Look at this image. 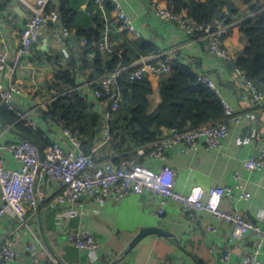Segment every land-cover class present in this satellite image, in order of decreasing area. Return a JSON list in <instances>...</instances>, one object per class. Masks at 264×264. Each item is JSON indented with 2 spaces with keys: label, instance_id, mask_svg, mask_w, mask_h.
I'll list each match as a JSON object with an SVG mask.
<instances>
[{
  "label": "crops",
  "instance_id": "crops-1",
  "mask_svg": "<svg viewBox=\"0 0 264 264\" xmlns=\"http://www.w3.org/2000/svg\"><path fill=\"white\" fill-rule=\"evenodd\" d=\"M160 1L118 0L140 34L136 36L131 32L115 31L113 39L117 50L134 62L143 41L155 45L157 51L180 60L195 74L206 75L214 81L239 119V122L230 125L229 133L219 149L201 146L196 150H171L168 153L165 164L175 171L174 189L187 194L193 187L200 186L206 200L212 187L239 184L249 197H225L221 208L255 221L264 218V171L252 172L244 167L245 159L255 153L261 144L264 107L252 106L249 92L236 74L235 63L211 56L207 51V40L192 38L177 23L162 21L157 16L152 3L160 6ZM230 1L236 14L231 16L234 20L228 26L223 43L231 53L239 56L247 46L246 38L239 29L254 14L252 6L256 0L252 4L242 0ZM71 2L78 8V19L75 26L64 28V50H56V44L45 45L49 38L45 30L39 42L32 47L31 55L21 63L17 57L16 31L23 25L28 9L20 0H0L3 19L0 50L6 47L8 52L5 80L11 78L22 89L15 100L14 109L19 114H26L38 125L42 121V113L56 96L57 89L53 84L58 74L73 68L83 93L89 98L92 95L87 86L91 70H78L81 65V43L76 30L79 27L95 28L94 19L98 12L91 8L89 0ZM221 11L223 17L219 19L230 14L227 6H223ZM160 79L149 76L153 84V92L148 96L150 113L161 102ZM105 111L106 108L101 107L103 115ZM47 127L49 136L57 139L61 127L55 124H48ZM20 139L12 131L6 130L4 121L0 119L1 152L10 168H18L19 164L4 147ZM103 153L108 157L115 154L110 147L104 148ZM151 164L159 167L162 163L152 160ZM38 191L46 204H41L25 223L12 216L0 220V247L5 241H11L18 253L15 260L0 261V264H44L50 256L57 264H221L220 258L226 248L230 250V263L239 264L241 257L252 247L251 234L228 243L230 225L208 211L186 212L179 203L169 201L163 206L164 214H158L160 202L149 193L130 194L118 201L108 200L102 207L83 197L74 205V213L70 215L68 211L71 205L56 204L58 190L55 185L40 181ZM210 226L215 230L209 229ZM79 227L91 229L97 243L92 253L79 251L68 243L66 233ZM148 228L161 229L167 235L148 234L130 249L133 239L142 229ZM29 243L36 244L34 251L28 249ZM260 258L264 260V243Z\"/></svg>",
  "mask_w": 264,
  "mask_h": 264
},
{
  "label": "built area",
  "instance_id": "built-area-1",
  "mask_svg": "<svg viewBox=\"0 0 264 264\" xmlns=\"http://www.w3.org/2000/svg\"><path fill=\"white\" fill-rule=\"evenodd\" d=\"M28 9V14L23 25L16 31L18 36L17 57L21 63L31 55L32 47L39 42L43 31H48V39L45 45L52 44L66 46L63 20L58 6L54 0H20ZM98 12L103 19L101 29L102 37L97 48L107 53L114 52L115 31L131 32L139 36V32L122 8L118 0H94ZM114 8L108 13L106 4ZM157 16L162 21L174 22L182 27L192 38L207 40V51L211 56L235 63L236 56L231 53L223 43L229 24L224 21L210 23H197L185 12H174L170 8L152 3ZM253 16V14L251 15ZM3 19L0 11V35ZM81 46L87 45V39L80 38ZM95 50L88 53L91 60ZM166 53L156 52L142 55L130 65L119 66L112 72H107L97 79H90L87 86L97 84V88L91 90L90 100L96 103L98 113L106 104L102 97L110 99L111 108L117 109L121 99V93L114 88L117 80L123 73L128 74L130 81L141 80L150 75L161 77L168 75L170 65L166 61ZM8 65V52L6 47L0 50V105L8 109H14L17 97L22 93L20 85L5 80V70ZM236 74L244 88L249 92L250 102L253 107H264V90L247 78L244 71L235 67ZM197 80L209 87L219 97L223 107L224 116L213 122L197 127L185 129H164L163 134L152 143L137 147L127 157L123 158L119 165L110 160L98 158L97 152L101 147H106L109 139L107 127L108 112L102 114L105 126L101 131V139L97 140L90 154L83 149L81 139L72 134L68 129L60 130L57 139L42 151L43 159L34 144L20 139L7 145L6 148L19 164L18 168L8 167L0 147V220L6 216H12L21 223L33 215L42 203V193L38 191V183L46 181L53 184L58 190L55 202L58 205H71L68 214L74 213V205L83 197L91 199L98 207H102L106 201H118L130 194L149 193L160 202L157 213L164 214L163 206L169 201L179 203L186 212L198 213L208 211L217 219L230 225L227 242L232 243L248 234L253 236L252 247L241 257L239 264H264L260 258V251L264 243V218L257 221L246 218L243 214L225 211L221 208L225 197L242 199L249 197L239 184L234 186L212 187L206 200L204 190L195 186L187 194L174 189L175 171L165 164L168 153L171 150L186 152L196 150L201 146L207 149L221 148L223 141L229 133L230 125L239 122L233 107L223 98L221 89L208 76L197 74ZM82 86L77 84L74 89L83 95ZM60 93H56L57 98ZM88 96V95H86ZM111 99L113 101L111 102ZM51 102V103H52ZM19 121H25L27 125L38 127V123L28 118L26 114H19ZM6 130H8L5 127ZM102 156V155H101ZM152 160L160 161L159 167H153ZM244 167L248 171H264V133L261 136V144L257 151L244 161ZM213 229L211 226L209 227ZM69 244L86 253H92L97 248V243L90 228L79 227L70 229L66 233ZM28 249L34 251L35 243H29ZM18 257L11 241H5L0 247V261H12ZM221 264L230 263V250L226 248L221 255ZM44 264H57L50 256Z\"/></svg>",
  "mask_w": 264,
  "mask_h": 264
},
{
  "label": "trees",
  "instance_id": "trees-1",
  "mask_svg": "<svg viewBox=\"0 0 264 264\" xmlns=\"http://www.w3.org/2000/svg\"><path fill=\"white\" fill-rule=\"evenodd\" d=\"M89 1L91 8L97 10L94 0ZM57 6L64 28L75 26L78 8L73 6L71 0H60ZM160 6L170 8L174 12H185L199 24L224 21L230 25L234 20L232 14H236V9L230 0H162ZM223 6H227L230 10L225 20L219 19L223 17L221 11ZM106 9L110 13L114 8L108 3ZM252 11L253 16L243 22L239 29L246 38L247 46L241 55L236 56L235 67L244 71L248 79L264 90V0H256ZM94 23L95 28L79 27L76 30L77 37L87 39V45L81 46L80 49L81 65L78 70H91L90 79H97L119 66H127L133 62V59L125 53H120L116 46L112 53L99 50L97 45L101 41V29L104 25L99 12L95 16ZM93 49L95 55L90 60L88 53ZM156 52L159 51L155 45L143 41L139 46V55L135 58ZM165 59L170 65V70L168 75L160 79L161 102L153 112L148 111L150 106L148 96L153 92V84L149 77L130 81L128 74L123 73L114 86L121 93L117 109L111 108L109 97H102L101 101L106 104L108 112L106 124L109 139L107 146L101 147L97 152L98 158L119 165L121 160L137 147L148 145L158 139L163 134L164 128L197 127L224 116V107L219 97L197 80V74L187 64L168 55ZM53 86L60 94L42 113V121L38 127L19 121V113L15 109H8L2 105H0V119L5 125L12 126L32 138L40 145L42 151L52 141L48 124L68 129L81 139L84 152L90 154L102 128L106 125L102 113L96 111V103L88 96L74 89L77 81L73 68L58 74ZM90 88L96 89L97 84H92ZM109 147L115 154L108 157L103 152L104 148ZM41 204H46L44 198Z\"/></svg>",
  "mask_w": 264,
  "mask_h": 264
},
{
  "label": "water",
  "instance_id": "water-1",
  "mask_svg": "<svg viewBox=\"0 0 264 264\" xmlns=\"http://www.w3.org/2000/svg\"><path fill=\"white\" fill-rule=\"evenodd\" d=\"M56 3H59L60 0H54ZM244 3L246 4H252L255 0H242ZM113 101V99H111V102ZM5 127L9 130L12 131L13 133H15L16 135H18L21 139L27 140L29 142H31L32 144H34L38 150L39 153V158L40 160L43 159V153H42V149L40 147V145H38L32 138H30L29 136H27L24 133H21L19 131H17L16 129H14L12 126L9 125H5ZM40 208V205L39 207ZM148 234H158L161 236H166L167 233H165L164 231H162L161 229L158 228H148V229H142L140 231V233L133 239V241L130 244V249L135 246L143 237H145ZM59 263V262H58ZM61 264V263H60Z\"/></svg>",
  "mask_w": 264,
  "mask_h": 264
},
{
  "label": "rangeland",
  "instance_id": "rangeland-1",
  "mask_svg": "<svg viewBox=\"0 0 264 264\" xmlns=\"http://www.w3.org/2000/svg\"><path fill=\"white\" fill-rule=\"evenodd\" d=\"M56 50H58V51H63V50H64V47L61 46V45H57ZM55 90H56V89H55Z\"/></svg>",
  "mask_w": 264,
  "mask_h": 264
}]
</instances>
